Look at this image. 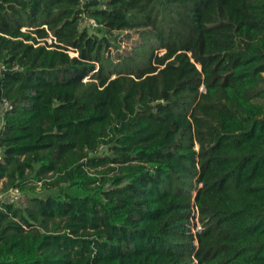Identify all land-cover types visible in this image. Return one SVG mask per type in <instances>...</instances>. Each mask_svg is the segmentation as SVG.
<instances>
[{"label": "trees", "instance_id": "trees-1", "mask_svg": "<svg viewBox=\"0 0 264 264\" xmlns=\"http://www.w3.org/2000/svg\"><path fill=\"white\" fill-rule=\"evenodd\" d=\"M263 74L264 0H0V264H264Z\"/></svg>", "mask_w": 264, "mask_h": 264}, {"label": "rangeland", "instance_id": "rangeland-1", "mask_svg": "<svg viewBox=\"0 0 264 264\" xmlns=\"http://www.w3.org/2000/svg\"><path fill=\"white\" fill-rule=\"evenodd\" d=\"M126 34H127V32L117 36V40L120 42V49H118V50L112 49L110 51V53L107 55V58H108V60H106V71L107 72L109 70H111L115 64L119 65V68L123 67L124 63L127 61V58L130 56V54H127L125 52L126 51L131 52L133 43L136 42L137 40H139V35L134 33V32L130 33L131 39H129V40L125 39ZM51 39H52V33H49V35L46 39L47 44L50 43ZM118 54H119V57H116ZM70 56L74 57V56H76V54L70 52ZM263 76H264V74H263ZM256 102L260 103L261 101L256 100ZM99 154L100 155L107 154V148L101 147ZM48 176H50V175H48ZM3 184H4V180H2L0 182V198H1V200H4L3 198H5L4 195L6 194L5 192H2ZM35 193L42 195L41 191L38 188L36 189ZM23 196L26 198L28 195L25 194ZM196 225H198L199 227L201 226L200 223L199 224L194 223V225H193L194 227L192 229L194 232L197 231V229L195 228Z\"/></svg>", "mask_w": 264, "mask_h": 264}, {"label": "built area", "instance_id": "built-area-1", "mask_svg": "<svg viewBox=\"0 0 264 264\" xmlns=\"http://www.w3.org/2000/svg\"><path fill=\"white\" fill-rule=\"evenodd\" d=\"M11 108L10 104L8 102H6L5 100L3 101L1 110H0V132L3 130L5 123L4 120L2 118V115L5 111L9 110ZM0 160H1V150H0ZM6 194L4 195L5 198H3L4 200L0 201L8 203V204H15V205H19V206H23L26 204V198L23 196V194L16 188H11L9 189L7 192H5ZM194 220L192 221V234L195 235L196 233H198L200 231V227L198 225H196V229L197 231L194 232L193 229V225L194 223L198 224L197 221V209H194Z\"/></svg>", "mask_w": 264, "mask_h": 264}]
</instances>
